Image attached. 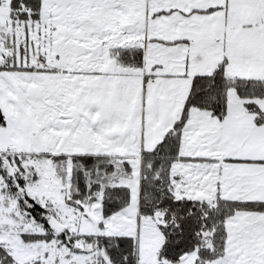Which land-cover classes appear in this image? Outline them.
Instances as JSON below:
<instances>
[{
	"label": "snow or ice",
	"instance_id": "obj_1",
	"mask_svg": "<svg viewBox=\"0 0 264 264\" xmlns=\"http://www.w3.org/2000/svg\"><path fill=\"white\" fill-rule=\"evenodd\" d=\"M0 264H264V0H0Z\"/></svg>",
	"mask_w": 264,
	"mask_h": 264
}]
</instances>
